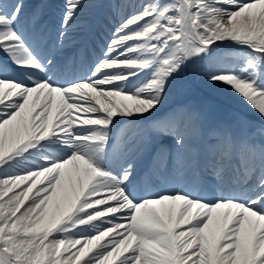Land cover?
Masks as SVG:
<instances>
[{"label":"snow or ice","instance_id":"1","mask_svg":"<svg viewBox=\"0 0 264 264\" xmlns=\"http://www.w3.org/2000/svg\"><path fill=\"white\" fill-rule=\"evenodd\" d=\"M86 6L64 0L52 41L23 0H0V264H264V126L234 115L239 131L222 124L181 161L161 111L203 68L264 121V0H140L89 74L63 79ZM122 120L142 122L130 141ZM155 172L180 186L151 192Z\"/></svg>","mask_w":264,"mask_h":264},{"label":"bare ground","instance_id":"2","mask_svg":"<svg viewBox=\"0 0 264 264\" xmlns=\"http://www.w3.org/2000/svg\"><path fill=\"white\" fill-rule=\"evenodd\" d=\"M58 1H59V3H58L59 7L63 9L64 0H58ZM127 1H129L130 5H138L140 3V0H127ZM85 3H86L87 6L84 7L81 10L80 15L78 16V18H77V20L75 22L74 27L77 26V25H80L78 22L79 21H83L85 17L88 20H90V18L96 19L99 16V14H100L99 11L97 10L98 9V4L96 3L95 0H85ZM24 5L27 8L30 5V2L29 1L24 2ZM87 12H88V14H85ZM68 40H69V38H68ZM222 50H227V53H230L231 55H239V54H241L244 51V49L234 48V47H232V49H227L225 47ZM196 70H197V72L200 75L202 74V68H197ZM209 85L211 86V90L213 92H215V93L220 92V94L226 95L224 100H222L220 98V100H219L220 103L229 104L231 107L237 109L239 111L238 115L242 116L245 120H247L250 117H254V118L260 119L259 116L256 115L255 113H253L252 110L250 108H248V106L244 102H242L241 104H238V102H233V101L238 100L239 97L234 99L233 97L236 96V95L234 93H232L229 88H227L226 86H224L222 84L213 85V84L209 83ZM187 95H189L188 91H185L184 93L181 94V99L184 100L183 102L185 104L188 103V98H187L188 96ZM168 100H169V98H168ZM168 100L166 102H168ZM206 101L209 102V99L205 98V97L204 98L202 97V98L199 99L198 103L200 102V104H204V102H206ZM214 107L216 108V110L218 112H221L223 110L222 106L218 102H215ZM124 121L125 120H122V121L118 122L117 125H116V128L118 126H120V125H122V128H126V126L123 125ZM236 130L239 131L240 129L236 126ZM191 133H193V132H191ZM194 134L196 135V133H193V135ZM133 135H134V133L131 132V130L129 128L124 133L123 138L126 141H130L131 139L135 138V136H133ZM186 135H189V134H186Z\"/></svg>","mask_w":264,"mask_h":264}]
</instances>
